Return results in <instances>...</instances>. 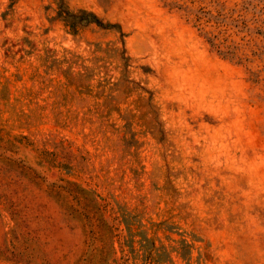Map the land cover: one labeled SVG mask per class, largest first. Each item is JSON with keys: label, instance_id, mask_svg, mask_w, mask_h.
Here are the masks:
<instances>
[{"label": "rangeland", "instance_id": "obj_1", "mask_svg": "<svg viewBox=\"0 0 264 264\" xmlns=\"http://www.w3.org/2000/svg\"><path fill=\"white\" fill-rule=\"evenodd\" d=\"M65 3L0 0V264H264V0Z\"/></svg>", "mask_w": 264, "mask_h": 264}, {"label": "trees", "instance_id": "obj_2", "mask_svg": "<svg viewBox=\"0 0 264 264\" xmlns=\"http://www.w3.org/2000/svg\"><path fill=\"white\" fill-rule=\"evenodd\" d=\"M54 1L57 5V17L72 34H76L79 29L90 24L100 28H107L110 25L102 22L93 12L84 9L72 10L65 3V0ZM125 59H129L128 56ZM119 217V223L123 226L125 234L121 243V250L123 251L126 247L133 260L140 258L143 264H166L172 261V253H175L181 260L189 262L192 246L199 241L194 237L188 240L185 235L169 230L162 225L163 223L150 222V226L147 227L138 215L131 212H120ZM159 232L163 234H179L180 239L177 241V247L168 249L158 236ZM201 254L202 258L207 260L206 251H201Z\"/></svg>", "mask_w": 264, "mask_h": 264}]
</instances>
